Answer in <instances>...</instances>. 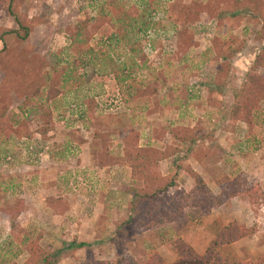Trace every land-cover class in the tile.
Returning <instances> with one entry per match:
<instances>
[{"label": "rangeland", "instance_id": "1", "mask_svg": "<svg viewBox=\"0 0 264 264\" xmlns=\"http://www.w3.org/2000/svg\"><path fill=\"white\" fill-rule=\"evenodd\" d=\"M147 2L0 0V33L17 30L8 11L29 29L24 41L12 34L0 38V110L6 125L0 133V173L72 171L71 184L62 190L60 218L42 206H24L22 189H6L18 180L0 175V264L24 263L31 241L49 255L57 253L54 264H144L153 253L172 252L178 237L206 249L221 229L219 222L220 228L207 222L211 218L226 226L241 223L247 231L240 242L220 248L224 259L264 264L258 250L264 247V97L249 122L229 117L245 72L264 48V0ZM143 3L142 18L133 20L147 25L140 32L133 28L126 42L116 43L106 26L82 42V22L116 21L119 9L127 17L130 7ZM134 41L141 42L139 48ZM56 66L64 70L59 91L45 101L46 74ZM116 77L125 79L119 83ZM36 88L40 94L33 97ZM40 107L50 116L45 124ZM151 148L162 154L158 169H169L177 182L192 186L191 174L197 175L208 189L210 209L195 223L186 220L187 208L174 227L145 230L132 218L130 198L115 183L123 184L127 153L147 154ZM95 164H113L118 180L105 187L101 175L83 170ZM232 180L240 190L234 197ZM249 189L260 194L254 203L246 197ZM41 190L49 196L48 189ZM190 226L195 234L201 229L193 238ZM70 243L86 246L70 249Z\"/></svg>", "mask_w": 264, "mask_h": 264}, {"label": "trees", "instance_id": "2", "mask_svg": "<svg viewBox=\"0 0 264 264\" xmlns=\"http://www.w3.org/2000/svg\"><path fill=\"white\" fill-rule=\"evenodd\" d=\"M150 2V0H147ZM147 2V3H148ZM146 3L141 6L133 5L129 8L127 17L123 16L121 10L119 12L121 16L117 17L116 21H113V17H108L103 19L96 17L93 19L91 24H88V21L82 22V28L79 30L81 33L82 42H87L93 36V34L100 33V31L107 27V30H111L115 36V41L117 42H126L128 39V34H130L133 28L137 32L142 31L140 28L143 24L146 26V23L142 21H136L134 19H141V15L138 11L146 9ZM147 6H151L150 3ZM9 9V7H8ZM115 9H113L114 11ZM118 10V9H116ZM112 11V10H111ZM9 15L13 18L17 30L11 32H1L0 38L6 34H12L16 39L24 41L28 35L29 29L27 26L17 19V17L11 12L8 11ZM121 19V20H120ZM138 24L140 26H135ZM132 36V35H131ZM100 37L99 39H101ZM134 46L140 47V41H134ZM104 46V45H103ZM110 44L106 43L105 47H109ZM133 50V47L130 48ZM259 70L263 74L256 75V71ZM47 82L45 84V101H50L55 98L59 91L60 78L64 75V70L62 67L57 66L53 68L50 73H47ZM69 79L68 77L65 79ZM117 82L121 83L124 79L123 77H116ZM39 89L32 93L31 96H37ZM264 97V48L261 49L252 60V65L250 71L245 72L243 81L234 94V103L229 109V117L231 120L238 121L243 120L249 122V117L251 112L255 109V103L257 100ZM27 99V98H26ZM22 108L26 106V100L21 104ZM40 107V117L42 120L49 121V113L45 108L44 110ZM21 110V108H20ZM4 115V111L0 110V133L5 131L6 125L1 122V118ZM50 127L44 128L41 131V135L44 136L48 132ZM128 168L130 175L140 182V185L137 187H129L126 190L127 195H129L128 210L132 214V218L138 217L141 221V225L145 230L152 228H159L167 225H176L178 219L181 218L182 211L187 208L189 210V216L197 219L199 213L202 215L207 214L209 206H211V195L208 189L205 187L203 181L194 174L193 178V187L184 192L179 189L176 185L175 175L160 176L158 172V162L162 159L161 152H157L155 149H148L147 154L144 153H127ZM224 181V179H223ZM236 182L231 181V192L228 189L229 195L231 197L236 196L239 193V189L236 188ZM224 190V189H223ZM246 197L252 203L259 199L257 191L255 189H249L245 192ZM210 195V196H209ZM164 200V201H163ZM206 201V206H205ZM206 207V208H205ZM146 223V224H145ZM135 225V224H133ZM157 227V228H156ZM154 230V229H153ZM247 236V231L244 226L238 225L234 222L228 224L225 227H222L215 237L214 243L208 246L205 249V252L197 256L191 248L183 241L175 239L172 244V248L177 254V259L170 264H253L251 261H240L237 259L228 261L224 259L219 250L222 246H227L236 241L241 240ZM86 246L83 243L75 244L70 243L67 248H80ZM26 253L27 258L22 264H54L57 262L56 254L49 255L47 252L42 251V249L36 244V242L31 241L28 245L26 244ZM154 255L144 264H165L161 259L160 255L153 253ZM7 264H15L13 262Z\"/></svg>", "mask_w": 264, "mask_h": 264}, {"label": "crops", "instance_id": "3", "mask_svg": "<svg viewBox=\"0 0 264 264\" xmlns=\"http://www.w3.org/2000/svg\"><path fill=\"white\" fill-rule=\"evenodd\" d=\"M147 142H149V141L147 140ZM150 142H153V140L151 139ZM147 145H151V144H147ZM105 154H106V152H105ZM48 165H49V163H48ZM113 167H114L113 164H111V165L108 164L106 166L99 165V164L96 165L95 164V166L91 165V169H83V170L84 171H88L87 174L94 173V175H96V176H100L101 175L103 177V179H104L103 184L105 185V187H107V186L112 185L113 181H115V179H117V177H115V179L113 178L114 177V174H113L114 169H113ZM78 168L80 170L83 167H81L79 165ZM117 170H119V169H117ZM120 170H122V173L125 174L126 178L124 177V179L122 180L123 184L116 182L115 184H117L116 185L117 187H115V188H118L119 191H122L121 195L129 196V195L126 194V192L124 193V188H126L128 186L127 184H129V183L133 184V182H134L136 184L139 183V185H140V182H138L136 179H134L130 175V171H129L128 165H127V167L125 166V168L120 169ZM157 170H158L159 175L161 177L162 176H167V174L168 175L172 174V172H168L169 169H161V168H159ZM192 170L194 171V169H192ZM71 172L72 171L70 169H51L49 167L47 169H28V168L27 169H23V168L15 169L14 168V169H8V171H6L5 173L2 171V173H0V175H1V177L5 176V177H7L9 179L10 178L11 179L14 178V179L18 180V181H16L17 183H13V184H11L9 186H6L7 187L6 189H12V190H14V189L15 190L22 189V195H19V198H22L24 206H27V207L33 206L34 207L36 205H39V206L43 207V210L46 209L47 212H44V213H50L52 215V217L60 218L59 216H60L61 213L64 212L63 206H64V204L66 202L65 199H64L65 195H64V193H62V190H64L65 186L67 185V182H69L71 184V181L69 180ZM2 174H5V175H2ZM6 174H10L9 175L10 177L6 176ZM187 184L190 185L188 187V189L185 188V186ZM139 185L137 184V186H139ZM176 185H177V187L179 189H183L184 190V188H185L184 191H186V192H187V190H190L193 187L192 183L191 184H190V182L188 183V180H185L184 183H179L176 180ZM137 186L133 185V187H137ZM0 187H1V184H0ZM43 187H45L46 189L49 190V196L48 195L41 196L42 191H44V190H41V189H43ZM127 188H129V187H127ZM25 197H26V200L24 199ZM104 200H106V199L103 197V201ZM26 212H28V211H26ZM262 212H264V208L262 209ZM29 214H31V213H29ZM29 214L27 213L26 216H30ZM3 216L7 218L8 215L4 214ZM18 216H19V214L16 215L15 217H18ZM207 218H210V217L207 216ZM28 219L30 220V218H28ZM202 219H203V221L205 220V222H206V217H202ZM259 219H260V217L259 218H255L254 221L258 222ZM32 220L33 219H31L30 221H32ZM186 220H188L189 222H192V223L196 222V219L192 218L190 216L186 217ZM207 222H209V224H210V222H215V223L219 222V225H221V228L226 226L219 219L211 218ZM219 225L217 223L216 228H220ZM238 225H241V223H239ZM200 227L204 228L205 225L202 224V225H200ZM200 230L201 229H198V232H196V234H195V230L193 229V226H190L189 230H187V234L189 233V235H192L191 238H193L194 236H196V235H198L200 233ZM178 238L181 241L183 239H186V237H183V238L182 237H178ZM243 239L244 238H242L241 240H243ZM241 240L236 241L234 243H238ZM194 241H195V243H194ZM194 241H193V243L188 242V240H187V242L186 241H184V242H186V244L191 248V250L197 256H200V255H202L205 252V245H201L200 246V244H199V242L197 240H194ZM234 243H232V244L234 245ZM232 244H229V245H232ZM172 250H173L172 251L173 253L170 250L169 251L168 250L164 251V249H163V254L160 253V251H159L158 254L160 255L161 259L163 260V262L165 264H170V263H172L173 261H175L177 259V254H176L175 250L173 248H172ZM258 250H260L261 254L264 253V247H261Z\"/></svg>", "mask_w": 264, "mask_h": 264}]
</instances>
